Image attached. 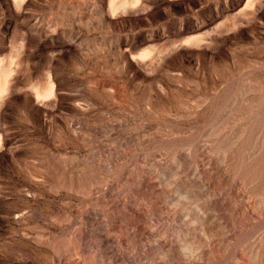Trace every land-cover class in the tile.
<instances>
[{
  "label": "rangeland",
  "instance_id": "1",
  "mask_svg": "<svg viewBox=\"0 0 264 264\" xmlns=\"http://www.w3.org/2000/svg\"><path fill=\"white\" fill-rule=\"evenodd\" d=\"M0 264H264V0H0Z\"/></svg>",
  "mask_w": 264,
  "mask_h": 264
}]
</instances>
